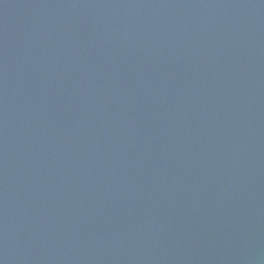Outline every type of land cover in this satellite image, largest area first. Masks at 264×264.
I'll return each instance as SVG.
<instances>
[{"label": "water", "instance_id": "water-1", "mask_svg": "<svg viewBox=\"0 0 264 264\" xmlns=\"http://www.w3.org/2000/svg\"><path fill=\"white\" fill-rule=\"evenodd\" d=\"M0 264H264V0H0Z\"/></svg>", "mask_w": 264, "mask_h": 264}]
</instances>
